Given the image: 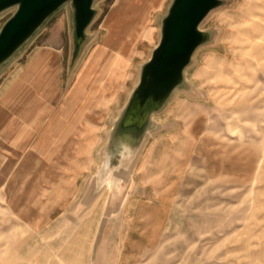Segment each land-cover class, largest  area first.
<instances>
[{
	"label": "rangeland",
	"instance_id": "rangeland-1",
	"mask_svg": "<svg viewBox=\"0 0 264 264\" xmlns=\"http://www.w3.org/2000/svg\"><path fill=\"white\" fill-rule=\"evenodd\" d=\"M219 1L134 149L111 133L172 0H94L80 44L65 3L0 67V264H264V2Z\"/></svg>",
	"mask_w": 264,
	"mask_h": 264
},
{
	"label": "water",
	"instance_id": "water-1",
	"mask_svg": "<svg viewBox=\"0 0 264 264\" xmlns=\"http://www.w3.org/2000/svg\"><path fill=\"white\" fill-rule=\"evenodd\" d=\"M68 2L74 12L76 44H80L94 17V0H0V14L15 9L0 28V67ZM219 4V0H172L161 22L158 46L141 68L139 82L112 130L111 144L118 141L134 149L144 138L150 118L184 85L185 69L196 50L209 42L210 34L199 26Z\"/></svg>",
	"mask_w": 264,
	"mask_h": 264
},
{
	"label": "crops",
	"instance_id": "crops-1",
	"mask_svg": "<svg viewBox=\"0 0 264 264\" xmlns=\"http://www.w3.org/2000/svg\"><path fill=\"white\" fill-rule=\"evenodd\" d=\"M259 1H263L264 2V0H247V6H246V8L244 9V11L239 15V19L241 20V24H239V25H241V26H244V25H246L247 23H252L253 25H256V21L253 19L254 17H255V15H253V14H251V12H250V10L252 9V8H258V4L256 3V2H259ZM256 3V4H255ZM261 9H263L264 10V6L261 8ZM263 21H264V19H263ZM258 28V27H257ZM261 27H259L258 29H257V34H256V37L255 38H252L251 36H250V32L249 31H241V32H238V33H235L234 35H233V37H232V41H233V43H235V44H249V46L251 45H253V43H254V41H256L258 38H259V36H260V32H261ZM240 52H241V54H245V53H248L249 51H250V49H245V50H239ZM244 51H247V52H244ZM261 54V53H260ZM208 63L210 64V63H213V61L211 60V61H209V62H207V64H206V66L208 65ZM208 69H205V72H208L207 71ZM34 252V251H33ZM35 253V252H34ZM33 253V254H34ZM37 253V252H36ZM8 261V257H4V263L5 264H7L6 262Z\"/></svg>",
	"mask_w": 264,
	"mask_h": 264
}]
</instances>
